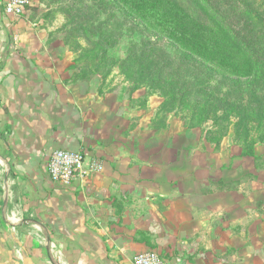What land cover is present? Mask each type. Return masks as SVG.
<instances>
[{
  "label": "crops",
  "instance_id": "obj_1",
  "mask_svg": "<svg viewBox=\"0 0 264 264\" xmlns=\"http://www.w3.org/2000/svg\"><path fill=\"white\" fill-rule=\"evenodd\" d=\"M23 14L0 1V264H264L261 167L134 118L117 90L73 79ZM62 63H67L63 61ZM103 170L83 187L51 181L54 149Z\"/></svg>",
  "mask_w": 264,
  "mask_h": 264
},
{
  "label": "rangeland",
  "instance_id": "obj_2",
  "mask_svg": "<svg viewBox=\"0 0 264 264\" xmlns=\"http://www.w3.org/2000/svg\"><path fill=\"white\" fill-rule=\"evenodd\" d=\"M179 1L31 0L23 17L40 35L36 42L51 46L48 57L72 71L73 79L96 78L100 89L124 96L134 118L149 116L153 126L180 124L188 139L204 141L213 152L249 158L254 172L262 160L247 152L264 150V0H245L247 26L234 34L199 30ZM139 21L150 25L149 35ZM151 35L172 45L140 44ZM140 46L167 48L172 57L165 65L150 56L139 61ZM185 55L198 58L199 66L176 61ZM147 61L154 73L140 76Z\"/></svg>",
  "mask_w": 264,
  "mask_h": 264
},
{
  "label": "trees",
  "instance_id": "obj_3",
  "mask_svg": "<svg viewBox=\"0 0 264 264\" xmlns=\"http://www.w3.org/2000/svg\"><path fill=\"white\" fill-rule=\"evenodd\" d=\"M182 1V0H181ZM179 1V2H181ZM177 2V3H179ZM245 0H183L181 4L184 6V11L186 12L187 18L193 22L194 25H196V28L199 30L202 28H209L210 30L217 31L218 29H223L226 30L228 33H236L238 30V27H245L247 26L246 23L243 21V16L245 15V11L247 7H244ZM252 11L251 9L248 11ZM142 29L140 31H145L143 33H147V29L150 25L144 24L143 22L139 21L137 22ZM146 25V26H145ZM153 27V25L151 24ZM218 32V31H217ZM123 34H126L125 36L127 37H132V33L128 32L127 30H124L122 32ZM134 40H130V42H136L138 35L135 34ZM145 39V40H144ZM141 38V43L143 44L148 43L150 46H155V45H172L169 40L164 38L163 36L159 35H151L150 40H147V38ZM116 41V40H114ZM114 43V42H113ZM165 47V46H164ZM185 50H189L185 47H183ZM167 49V48H166ZM166 49L157 47L154 51L152 47L142 49L141 46L139 47V53L137 59L139 61L144 60V58H151L150 61L152 62H157L159 59L164 60L163 65L165 63L167 64L168 57H172L171 55L166 53ZM102 53H107V51H103ZM135 53V52H134ZM134 53L132 55H134ZM188 53V52H187ZM196 54H194L195 56ZM194 56L191 55H185V57L180 58V63H185V60H189L191 65L193 66H199V60L198 58H195ZM126 59V58H125ZM128 59V58H127ZM126 59V60H127ZM144 65L140 71V76L145 75V74H150L153 75L154 71H150L148 69L149 67V62H144ZM181 65V64H179ZM95 71V70H93ZM173 74V73H172ZM160 74H157L159 76ZM171 76V73L168 72V74L165 76L166 79ZM152 77V76H150ZM154 79L156 77L154 76ZM168 89V88H167ZM170 89V88H169ZM164 95H168V92L165 91L163 92ZM170 95V94H169ZM247 154L250 155H255L254 151H248Z\"/></svg>",
  "mask_w": 264,
  "mask_h": 264
},
{
  "label": "built area",
  "instance_id": "obj_4",
  "mask_svg": "<svg viewBox=\"0 0 264 264\" xmlns=\"http://www.w3.org/2000/svg\"><path fill=\"white\" fill-rule=\"evenodd\" d=\"M2 12L11 17H19L31 5V0H0ZM103 170L100 158L88 159L84 149L71 151L54 149L47 159V171L51 181L63 187L77 184L83 187L93 174ZM131 264H170L169 260L156 249L149 248L134 254Z\"/></svg>",
  "mask_w": 264,
  "mask_h": 264
}]
</instances>
